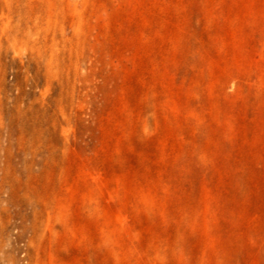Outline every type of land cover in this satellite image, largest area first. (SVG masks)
<instances>
[{
	"label": "rangeland",
	"instance_id": "rangeland-1",
	"mask_svg": "<svg viewBox=\"0 0 264 264\" xmlns=\"http://www.w3.org/2000/svg\"><path fill=\"white\" fill-rule=\"evenodd\" d=\"M0 264H264V0H0Z\"/></svg>",
	"mask_w": 264,
	"mask_h": 264
}]
</instances>
